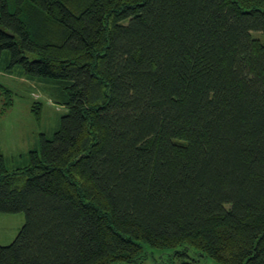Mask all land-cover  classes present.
Segmentation results:
<instances>
[{
  "label": "trees",
  "instance_id": "1",
  "mask_svg": "<svg viewBox=\"0 0 264 264\" xmlns=\"http://www.w3.org/2000/svg\"><path fill=\"white\" fill-rule=\"evenodd\" d=\"M2 53L66 113L0 156V264H264V0H0Z\"/></svg>",
  "mask_w": 264,
  "mask_h": 264
},
{
  "label": "rangeland",
  "instance_id": "2",
  "mask_svg": "<svg viewBox=\"0 0 264 264\" xmlns=\"http://www.w3.org/2000/svg\"><path fill=\"white\" fill-rule=\"evenodd\" d=\"M7 65L6 54H0V84L11 89L14 94L11 108L0 116V152L4 156L6 168L12 171L19 167L16 165L20 160L17 156L25 155L35 148L40 135L52 137L66 108L55 103L57 92L54 83L28 79L21 74L20 69L8 71ZM36 102L41 103L40 121H36L31 112ZM2 103L0 97V108ZM24 222L23 213H0V245L11 244ZM184 251L187 257L175 255L176 252ZM187 258L198 260V264H219L185 245L174 249H156L147 244H143V255L135 264H177Z\"/></svg>",
  "mask_w": 264,
  "mask_h": 264
},
{
  "label": "crops",
  "instance_id": "3",
  "mask_svg": "<svg viewBox=\"0 0 264 264\" xmlns=\"http://www.w3.org/2000/svg\"><path fill=\"white\" fill-rule=\"evenodd\" d=\"M20 155H21V154H20ZM20 155H19V156H20ZM0 156H3L1 152H0ZM19 156H17V157H19ZM3 157H4V156H3Z\"/></svg>",
  "mask_w": 264,
  "mask_h": 264
}]
</instances>
